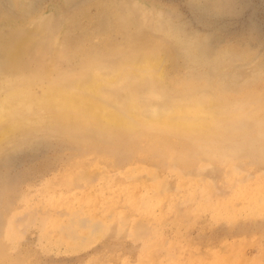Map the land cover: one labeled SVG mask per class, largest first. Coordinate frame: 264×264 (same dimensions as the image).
<instances>
[{
  "label": "rangeland",
  "instance_id": "374dc122",
  "mask_svg": "<svg viewBox=\"0 0 264 264\" xmlns=\"http://www.w3.org/2000/svg\"><path fill=\"white\" fill-rule=\"evenodd\" d=\"M92 66L118 70L95 98L119 119L198 101L217 120L102 135L33 105L0 142V264H264V0H0V98Z\"/></svg>",
  "mask_w": 264,
  "mask_h": 264
},
{
  "label": "bare ground",
  "instance_id": "6f19581e",
  "mask_svg": "<svg viewBox=\"0 0 264 264\" xmlns=\"http://www.w3.org/2000/svg\"><path fill=\"white\" fill-rule=\"evenodd\" d=\"M13 48L15 49V47ZM9 58L10 60L14 59V55L10 53ZM152 62V58L145 57L139 63L140 67L133 68L143 71L142 73L149 77H153V75L159 77L160 73L157 72V67H152ZM85 71V75H79L73 82L59 83L53 81L40 86L41 94L37 97L28 87H25L27 83L17 82L13 86H9V90L3 92L5 94L0 98V142L8 138L12 131L22 130L29 123L35 122L36 119L29 116L33 105L45 115L50 116L54 121L53 123L58 122L64 125L66 129L71 125L83 124L94 128L97 133L102 135H106L108 130H111L110 127H117L116 125L119 123H126L128 120L138 124L137 127H140L142 132L152 127L154 133L177 131L178 128H182L181 130L185 132L190 130L193 125L205 132L207 130L205 125L217 120L214 113L210 112L211 109L208 105L198 101L191 104H165V106L151 107L141 113L137 111L136 105L129 102L124 114L125 117L119 119L115 109L95 98L99 93V88L103 87L99 80L115 83L120 75L118 70L112 74H104L100 72L98 67L92 66L87 67ZM127 73L128 75L132 73L131 67ZM31 79L28 80L31 81ZM12 95L16 98H12ZM12 111H17V113L13 114ZM198 114L202 115L198 116ZM41 119L42 117L37 120L40 122Z\"/></svg>",
  "mask_w": 264,
  "mask_h": 264
},
{
  "label": "clouds",
  "instance_id": "9594fccd",
  "mask_svg": "<svg viewBox=\"0 0 264 264\" xmlns=\"http://www.w3.org/2000/svg\"><path fill=\"white\" fill-rule=\"evenodd\" d=\"M225 131L233 135H244L247 133L248 117L240 108H233L225 112Z\"/></svg>",
  "mask_w": 264,
  "mask_h": 264
}]
</instances>
